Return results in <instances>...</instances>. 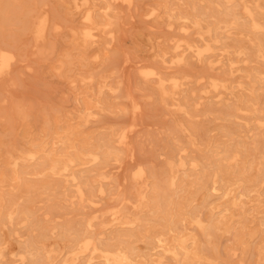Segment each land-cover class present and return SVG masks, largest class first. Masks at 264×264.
<instances>
[{
	"label": "rangeland",
	"instance_id": "obj_1",
	"mask_svg": "<svg viewBox=\"0 0 264 264\" xmlns=\"http://www.w3.org/2000/svg\"><path fill=\"white\" fill-rule=\"evenodd\" d=\"M0 53V264H264V0H0Z\"/></svg>",
	"mask_w": 264,
	"mask_h": 264
},
{
	"label": "bare ground",
	"instance_id": "obj_2",
	"mask_svg": "<svg viewBox=\"0 0 264 264\" xmlns=\"http://www.w3.org/2000/svg\"><path fill=\"white\" fill-rule=\"evenodd\" d=\"M195 8H197V7H195ZM231 15V14H230ZM255 19V18H254ZM84 21H86V20H84ZM92 23V22H91ZM257 23V22H256ZM87 32H88V30H87ZM90 39V38H89ZM203 50V49H202ZM203 51H205V50H203ZM3 53V52H2ZM2 53H0V54H2ZM199 54V53H198ZM5 54L3 53V56H4ZM5 56H7V55H5ZM8 57V56H7ZM10 57V56H9ZM2 59H3V57H2ZM5 59V58H4ZM0 60H1V58H0ZM5 61V60H4ZM1 63L3 62L2 60L0 61ZM6 62H9V60L7 61L6 60ZM3 65V64H2ZM5 66L6 67H8V64H5ZM5 66H3V67H5ZM212 83V82H211ZM214 85V84H213ZM214 87V86H213ZM215 88V87H214ZM216 90H217V88H216ZM161 91V90H160ZM163 97V96H162ZM122 139V138H121ZM241 160V159H240ZM239 160V161H240ZM247 163V162H246ZM70 164V163H69ZM72 164H73V162H72ZM195 164V163H194ZM247 165V164H246ZM240 171V170H239ZM241 172V171H240ZM79 190V189H78ZM82 194V193H81ZM81 197H83V196H81ZM90 202V201H89ZM91 203V202H90ZM32 207V206H31ZM118 215V214H117ZM29 227V226H28ZM139 234V233H138ZM92 240H94V239H92ZM87 242V241H86ZM85 242V243H86ZM89 243V242H88ZM87 244V243H86ZM89 246V245H88ZM92 246V245H91ZM85 247V246H84ZM40 250V249H39ZM27 253V252H26ZM31 258V257H30ZM38 261V260H37ZM43 264V263H42Z\"/></svg>",
	"mask_w": 264,
	"mask_h": 264
}]
</instances>
